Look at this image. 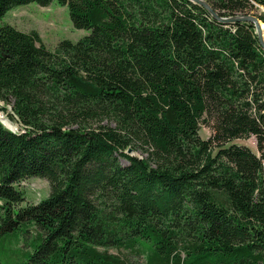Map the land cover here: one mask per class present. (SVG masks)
Segmentation results:
<instances>
[{
  "label": "trees",
  "instance_id": "obj_1",
  "mask_svg": "<svg viewBox=\"0 0 264 264\" xmlns=\"http://www.w3.org/2000/svg\"><path fill=\"white\" fill-rule=\"evenodd\" d=\"M53 1L89 34L50 51L1 24ZM202 1L221 18L264 8ZM0 102L20 126L0 123V242L25 226L18 264H130L123 252L264 264V52L252 24L222 25L189 0H0ZM250 137L258 155L226 147ZM31 178L49 196L16 209L15 186Z\"/></svg>",
  "mask_w": 264,
  "mask_h": 264
},
{
  "label": "rangeland",
  "instance_id": "obj_2",
  "mask_svg": "<svg viewBox=\"0 0 264 264\" xmlns=\"http://www.w3.org/2000/svg\"><path fill=\"white\" fill-rule=\"evenodd\" d=\"M248 16L255 17L262 25H264V22L259 19L260 16H264L263 7H256L248 14ZM1 24L10 25L16 30L24 33H29L32 31L36 32L43 45L50 51H54L55 47L61 41L67 40L72 43H76L89 34L88 30L74 29L69 19L67 8L59 6L56 1L51 2L47 7H40L34 3L16 7L6 13V15L1 20ZM0 110V112L4 113V115L15 127L14 130H10L14 133L20 132L19 123L13 116L10 107L4 105L1 102ZM0 123L5 126L1 120ZM198 134L202 140H207L210 137V130L201 124ZM231 144L246 146L254 154L258 155L253 137H250L248 140H235L227 144L226 147ZM215 152L216 151H214V153ZM129 154L140 156L139 153L131 152ZM122 163L124 164V162ZM15 187L24 192V201L18 205L16 209L19 207H25L27 205H35L38 202L46 199L50 193L48 182L39 178L24 180L17 183ZM24 228L25 226H22L20 230ZM20 230L17 231V234H13L0 242V261L3 264H7V262H10L11 264H18L19 260H21L20 255H11V252L15 249L19 250V253L25 250L23 246V239L18 234L20 233ZM111 253L116 254L118 252L112 250ZM120 255L126 257L130 264L144 263V259L140 256H135L125 252Z\"/></svg>",
  "mask_w": 264,
  "mask_h": 264
},
{
  "label": "water",
  "instance_id": "obj_3",
  "mask_svg": "<svg viewBox=\"0 0 264 264\" xmlns=\"http://www.w3.org/2000/svg\"><path fill=\"white\" fill-rule=\"evenodd\" d=\"M189 1H191L193 4H197V5L205 8L208 11V13L210 14V16L222 25L228 26V25H233L235 23H239V22L252 24L253 27L255 28V33L257 35L258 42H259V44L262 47L263 52H264V40H263V35H262L261 23L255 17L246 15V16L221 18L207 4H205L202 0H189ZM4 127L7 128L6 126H4ZM8 130L11 131L10 129H8ZM11 132H13V131H11ZM126 153H128V154L131 153V150H127Z\"/></svg>",
  "mask_w": 264,
  "mask_h": 264
},
{
  "label": "bare ground",
  "instance_id": "obj_4",
  "mask_svg": "<svg viewBox=\"0 0 264 264\" xmlns=\"http://www.w3.org/2000/svg\"><path fill=\"white\" fill-rule=\"evenodd\" d=\"M197 5V4H196ZM214 19V18H213ZM262 26H264V25H262L261 24V29L263 28V36H264V27H262ZM1 103V102H0ZM11 109V108H10ZM1 111V110H0ZM0 120L3 122V124L7 127V128H9V129H11V130H14V126H13V124L9 121V119L4 115V113H1L0 112ZM11 132V131H10ZM12 133H14V132H12Z\"/></svg>",
  "mask_w": 264,
  "mask_h": 264
}]
</instances>
